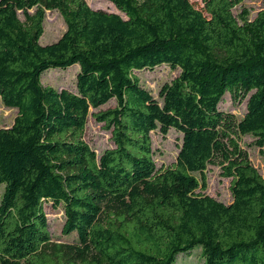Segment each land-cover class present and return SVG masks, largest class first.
I'll use <instances>...</instances> for the list:
<instances>
[{
	"label": "trees",
	"instance_id": "trees-1",
	"mask_svg": "<svg viewBox=\"0 0 264 264\" xmlns=\"http://www.w3.org/2000/svg\"><path fill=\"white\" fill-rule=\"evenodd\" d=\"M107 1L117 12L0 0V100L18 111L0 129V264H178L196 250L204 264H264V177L241 145L252 136L264 153V9L241 24L245 0ZM47 11L67 29L43 46ZM74 65L76 91L43 84ZM164 65L181 73L159 101L137 73ZM227 96L247 101L241 120ZM112 100L92 113L114 144L98 157L84 135ZM172 129L177 161L158 168L151 134ZM210 165L231 180V204L206 194ZM47 203L78 240L54 255Z\"/></svg>",
	"mask_w": 264,
	"mask_h": 264
},
{
	"label": "rangeland",
	"instance_id": "rangeland-1",
	"mask_svg": "<svg viewBox=\"0 0 264 264\" xmlns=\"http://www.w3.org/2000/svg\"><path fill=\"white\" fill-rule=\"evenodd\" d=\"M86 3L94 10H104L107 12H117L115 6L107 0H85ZM197 9H203L205 0H189ZM264 9V0H245V2L234 10V15L239 22L243 23V18H247L249 22H253L258 14ZM22 20H24L21 15ZM44 35L42 36L41 45H49L56 43L66 32L67 26L57 11H47L44 23ZM80 71L79 65H74L66 70L51 69L47 71L43 77V84L45 86L53 87L58 91L70 90L76 91V79ZM180 70H174L170 66L164 65L154 70H146L137 73L142 85L159 101H161L160 92L164 85L170 84L173 80L178 78ZM246 103H237L227 96L226 100L221 104V108L225 111L234 113L239 120H241L246 113ZM116 107L115 100H112L107 105L99 110H92L89 121L86 127L84 140L94 149L97 156L100 157L107 149L114 147L111 140V133L103 128V125L92 118V113L98 111H107ZM18 111L16 109L6 108L0 100V129L10 128L16 117ZM153 142L154 160L158 168L168 167L176 163L180 147L182 145L183 136L176 130H170L167 136L157 130L151 134ZM255 138L252 136H244L241 139L242 147L247 150L250 160L254 167L264 177V153L261 148L255 144ZM194 176L200 181L202 175L195 173ZM208 189L206 194L217 199L218 201L229 205L232 203V194L230 190L231 180L225 179L221 176V169L216 166H208L205 172ZM5 192V185L0 186V201ZM50 232L52 235V246L47 247L48 253L54 255L57 246L69 247L77 244V235L75 233L65 236L63 234V227L65 225V213L62 207L56 208L52 203L45 205ZM81 247V246H79ZM75 254L76 249L67 251ZM91 255L95 254L92 249ZM76 255V254H75ZM79 256V253L77 254ZM178 264H204L201 250H196L190 256L179 258Z\"/></svg>",
	"mask_w": 264,
	"mask_h": 264
}]
</instances>
